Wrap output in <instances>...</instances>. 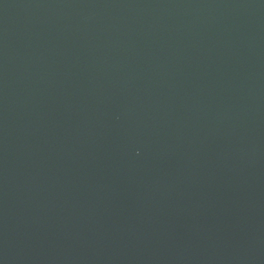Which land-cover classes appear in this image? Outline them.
Segmentation results:
<instances>
[{
    "label": "water",
    "instance_id": "95a60500",
    "mask_svg": "<svg viewBox=\"0 0 264 264\" xmlns=\"http://www.w3.org/2000/svg\"><path fill=\"white\" fill-rule=\"evenodd\" d=\"M0 264H264V0H0Z\"/></svg>",
    "mask_w": 264,
    "mask_h": 264
}]
</instances>
